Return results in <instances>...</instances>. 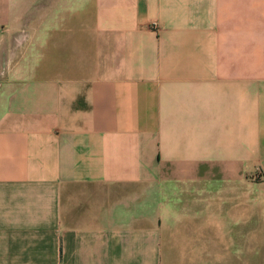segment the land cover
Instances as JSON below:
<instances>
[{
  "label": "crops",
  "instance_id": "obj_1",
  "mask_svg": "<svg viewBox=\"0 0 264 264\" xmlns=\"http://www.w3.org/2000/svg\"><path fill=\"white\" fill-rule=\"evenodd\" d=\"M0 264H264V0H0Z\"/></svg>",
  "mask_w": 264,
  "mask_h": 264
}]
</instances>
